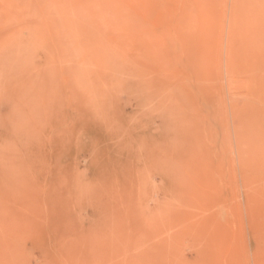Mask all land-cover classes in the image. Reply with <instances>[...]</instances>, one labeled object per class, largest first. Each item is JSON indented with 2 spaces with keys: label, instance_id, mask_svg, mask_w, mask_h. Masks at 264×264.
Wrapping results in <instances>:
<instances>
[{
  "label": "rangeland",
  "instance_id": "obj_1",
  "mask_svg": "<svg viewBox=\"0 0 264 264\" xmlns=\"http://www.w3.org/2000/svg\"><path fill=\"white\" fill-rule=\"evenodd\" d=\"M0 264H264V0H0Z\"/></svg>",
  "mask_w": 264,
  "mask_h": 264
}]
</instances>
